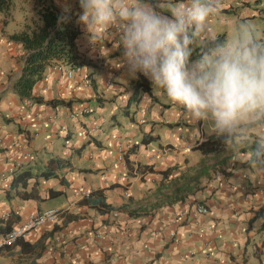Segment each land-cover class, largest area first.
Instances as JSON below:
<instances>
[{
    "label": "crops",
    "instance_id": "1",
    "mask_svg": "<svg viewBox=\"0 0 264 264\" xmlns=\"http://www.w3.org/2000/svg\"><path fill=\"white\" fill-rule=\"evenodd\" d=\"M52 2L61 12L67 2L75 13L83 63L70 76L64 65L46 68L32 88L41 103L19 100L13 92L24 50L6 38L37 21L36 15L0 13V173L5 174L0 177V228L18 226L28 213L51 207L60 210V217L1 249L0 264H264V157L254 154L255 143L206 144L215 134L208 122L192 120L149 78L129 71L119 28L111 27L93 44L79 22L78 0ZM148 2L171 18L160 7L166 0ZM262 2L219 0L221 12L209 23H217L220 34L244 18L264 20ZM33 8L31 3L34 14ZM10 23L13 31L6 30ZM210 38L194 36L191 51ZM195 55L203 54L193 53L189 66ZM90 72L93 83L85 84L82 77ZM141 75L150 94L132 89ZM52 99L66 104L46 103ZM146 135L154 139L140 143ZM129 148L133 151L126 153ZM54 158L69 165L55 168V177L35 175ZM145 165L152 171L140 172ZM12 169L33 174L23 189L34 197L6 193ZM185 187L190 192L172 201L174 192ZM96 189L108 205L129 197L130 208L144 207L147 213L128 217L113 210L112 216L113 211L101 213L100 206L81 202L82 190ZM50 190L62 193L52 197ZM196 204L208 212L194 213ZM260 208L262 215L254 217Z\"/></svg>",
    "mask_w": 264,
    "mask_h": 264
},
{
    "label": "clouds",
    "instance_id": "2",
    "mask_svg": "<svg viewBox=\"0 0 264 264\" xmlns=\"http://www.w3.org/2000/svg\"><path fill=\"white\" fill-rule=\"evenodd\" d=\"M78 2L79 22L93 44L116 26L133 75L149 78L192 120L208 122L218 138L255 143L254 154L264 157V37L252 23L233 24L222 42L189 66L192 38L215 40L219 34L209 23L221 12L219 0H166L160 7L171 18L148 0ZM61 7L60 21L65 22L70 5Z\"/></svg>",
    "mask_w": 264,
    "mask_h": 264
},
{
    "label": "trees",
    "instance_id": "3",
    "mask_svg": "<svg viewBox=\"0 0 264 264\" xmlns=\"http://www.w3.org/2000/svg\"><path fill=\"white\" fill-rule=\"evenodd\" d=\"M14 1L13 0H0V13L9 14L12 11ZM34 12L36 15L35 22L24 23L23 28L17 32L10 33L6 36L7 40L10 42L19 43L23 50V60L19 70L18 75L14 78L11 84V88L19 100H27L35 103H41L42 99L39 96L32 95V88L39 80L42 79L46 68L53 67L56 65H64L71 67H79L83 63V59L80 56L76 39L80 33L79 26L75 21L76 15L73 10H70L68 13L69 19L65 22L60 21L62 12L56 8L52 0H33ZM81 9V8H80ZM82 10V9H81ZM224 39V33L217 34L216 39L212 38L206 41L201 47H196L190 53V56L193 53H196L199 50V55L207 53L210 48H212L216 43L222 42ZM189 56V58H190ZM92 72L85 73V76L89 79V84L93 83L91 79ZM133 91L141 90L150 94V84L148 80L142 75L139 76V80L136 84L132 86ZM46 103L54 106L57 104H66L63 100H49ZM128 103L123 106V113L127 114ZM154 138L146 135L140 139V143L146 144L153 140ZM223 139L218 138L215 134L212 135L207 141L206 144H215L218 145L222 143ZM201 143L196 145V148L200 151H205L207 147L201 148ZM208 146V145H207ZM81 148V146L79 147ZM77 148L76 150H78ZM133 151V148H129L126 153ZM125 156V154H123ZM125 158V157H124ZM258 160V158H255ZM49 166L45 170L41 171L36 176L42 177L44 179L55 177L56 172L55 168H62L68 166V160L63 158H54L49 160ZM52 164V165H51ZM138 169V168H137ZM152 171L151 167L143 166L140 172L144 170ZM12 169L8 174H11L9 180V186L6 193H11V196H18L22 198L34 197V195L29 192L24 191V186L26 181L33 176V174L27 170L22 169L18 170ZM165 173V172H162ZM183 194L190 192L189 187H185L174 192V195L171 197L172 201L182 200ZM61 191L50 190L49 194L57 196L61 194ZM102 190L96 189L82 198L81 202L90 206H100L98 211L101 213L110 212L113 210L126 213L128 217H136L140 214H146L147 209L144 207H134L130 208L128 206L129 197L122 203L111 206L106 204L102 198ZM93 196H98L95 200ZM263 208H260L258 213L254 217H259L262 214ZM72 219H75L76 216H69ZM4 231V229L0 228Z\"/></svg>",
    "mask_w": 264,
    "mask_h": 264
},
{
    "label": "built area",
    "instance_id": "4",
    "mask_svg": "<svg viewBox=\"0 0 264 264\" xmlns=\"http://www.w3.org/2000/svg\"><path fill=\"white\" fill-rule=\"evenodd\" d=\"M77 70L76 67H67L65 70L66 76H70L71 73ZM82 81L85 84H88V79L86 76L82 77ZM181 115L178 116L180 119ZM183 135V134H182ZM185 139V138H184ZM122 151L120 150V153ZM121 157V156H120ZM9 170L8 172H10ZM0 177H5L4 173H0ZM89 194V190H82L81 196L85 197ZM193 212L197 214H205L208 212L207 208L202 204H196L193 208ZM112 216H116L117 212L113 211ZM8 214L3 215V219L7 218ZM60 217V210L55 207L47 208L41 211H33L27 214L22 224L10 228L8 230H0V249L9 247L13 245L18 239L25 238L28 233L39 227L44 226L45 224H52L55 223Z\"/></svg>",
    "mask_w": 264,
    "mask_h": 264
},
{
    "label": "rangeland",
    "instance_id": "5",
    "mask_svg": "<svg viewBox=\"0 0 264 264\" xmlns=\"http://www.w3.org/2000/svg\"><path fill=\"white\" fill-rule=\"evenodd\" d=\"M14 1V7H13V10H12V14H13V17L14 18H17L18 16H22V17H26L27 19H30L32 16H34L35 15V12H34V14L32 13V11H31V9H30V5H31V3L33 4V0H13ZM262 3H264V2H262ZM24 7L25 8V10H24V12L25 13H23V11H22V8L21 7ZM259 7H262V6H259ZM258 7V8H259ZM34 9V8H33ZM24 14V15H23ZM244 21V23H247V22H250V23H252L255 27H256V29H257V34L259 35V36H262L263 37V34H262V32H263V29H264V20H262V19H259L258 17H254V18H244V19H242V20H240L238 23H241V22H243ZM237 23V24H238ZM214 28H215V30H216V27H217V23H212L211 24ZM11 23L9 24V27H6V30L7 31H13V28H11ZM230 27L228 26L226 29L228 30ZM217 31V30H216ZM222 30H220V31H218V32H221ZM13 33V32H12ZM224 38H225V35H224ZM224 40V39H223ZM222 40V41H223ZM190 49H192V48H190ZM211 49V48H210ZM209 49V50H210ZM205 54V53H204ZM203 54V55H204ZM202 55V56H203ZM202 56H198V55H195V59H196V61L197 60H199Z\"/></svg>",
    "mask_w": 264,
    "mask_h": 264
}]
</instances>
